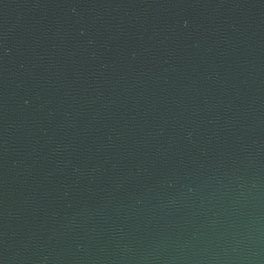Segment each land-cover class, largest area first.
Instances as JSON below:
<instances>
[{"label":"water","instance_id":"95a60500","mask_svg":"<svg viewBox=\"0 0 264 264\" xmlns=\"http://www.w3.org/2000/svg\"><path fill=\"white\" fill-rule=\"evenodd\" d=\"M0 264H264V0H0Z\"/></svg>","mask_w":264,"mask_h":264}]
</instances>
